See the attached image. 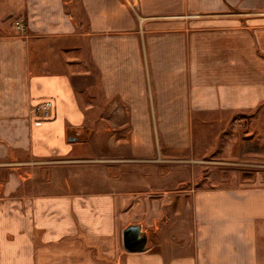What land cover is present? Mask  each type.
I'll list each match as a JSON object with an SVG mask.
<instances>
[{
    "label": "crops",
    "instance_id": "crops-1",
    "mask_svg": "<svg viewBox=\"0 0 264 264\" xmlns=\"http://www.w3.org/2000/svg\"><path fill=\"white\" fill-rule=\"evenodd\" d=\"M5 1L0 264H264V183L189 189L186 233L155 207L172 195L181 206L187 189L147 177L158 163L168 175L204 161L240 163L195 155V127L214 132L207 154H264V0ZM94 127L116 148L99 151L97 189L67 182L32 192L30 175L12 173L71 160ZM79 131L81 140L70 139ZM128 223H141L143 249L124 248Z\"/></svg>",
    "mask_w": 264,
    "mask_h": 264
},
{
    "label": "rangeland",
    "instance_id": "rangeland-1",
    "mask_svg": "<svg viewBox=\"0 0 264 264\" xmlns=\"http://www.w3.org/2000/svg\"><path fill=\"white\" fill-rule=\"evenodd\" d=\"M9 8L10 5L8 2L0 0V12H4ZM13 18H15L14 15L4 18L5 25L7 26L14 23ZM82 93L83 91L81 89H76L77 98L81 104L83 102ZM93 129L95 130V134L93 133L91 141H89V145H84L86 146L85 152H82L80 147H76V151L78 153L71 154L74 156L71 160L50 161L37 164L32 163L25 167L13 169L12 171L14 172L12 173H14L18 178H21L20 175H24L26 177L30 175L31 177L24 182L27 185L32 184L30 186L32 192L50 193L59 191L60 188L64 189L65 187L61 185L66 184L67 182H69L73 190L97 189L100 187V184H98L100 176L98 171L99 163L96 159L99 155H101L99 154V151L102 147H106L108 153H114L116 148L114 146L110 147V145L107 146L108 144L106 146L103 145L105 144L104 139L97 133V131H99V127H94ZM193 129L194 137L196 139L192 145V151L197 153L195 155L205 156L204 159L207 160H211V157H214V159H218V161L225 158H232L234 162L240 161V163L227 165L226 163L220 162L219 165H214L213 162L204 161L198 166L191 167L187 164V166L180 167L179 172L178 170L174 171L175 169H172V173L170 175H168V173L165 174L167 172V169H165L167 166L166 164H156L154 174L147 177L154 178V182L159 185L166 184V186L170 185V187L181 186L187 189L183 201L184 204L181 203V206L177 205L178 202L176 204L172 195V199L164 201L167 203L170 202V206H161L159 208L155 207L158 209L157 212L160 215L159 216L157 214V216H159L160 220H165V218H167V221H170L171 225L176 221L175 224L186 233L189 232L191 225L189 220L191 216V204L190 195H188L191 191L189 189L200 185H258L264 183V166L257 165L260 163L264 164V154H207L215 147L213 141L214 132H212L211 128L195 127ZM233 129L235 135L238 137L242 127L236 126ZM216 131L217 130H215V133H217ZM75 136L76 139H82L81 132L75 134ZM119 145L122 146H120V148L117 147V150L122 151V153L124 150H127V148L124 147L125 144ZM260 145H262V152H264V141ZM84 155H90L91 158L83 159ZM179 155L187 156V154ZM190 155L193 154H189V156ZM162 164L165 166L164 168H160ZM125 167L130 168L129 165H126ZM7 171L8 169L6 168L3 170L0 169V184L7 180ZM126 175H124V180L128 181L126 183H133L134 180L130 179V175ZM151 193L153 194V192ZM155 193H157V191ZM182 199L183 198H181V200Z\"/></svg>",
    "mask_w": 264,
    "mask_h": 264
},
{
    "label": "water",
    "instance_id": "water-1",
    "mask_svg": "<svg viewBox=\"0 0 264 264\" xmlns=\"http://www.w3.org/2000/svg\"><path fill=\"white\" fill-rule=\"evenodd\" d=\"M75 134L70 139H75ZM147 240L146 232L141 223H128L122 230V244L127 250L143 249Z\"/></svg>",
    "mask_w": 264,
    "mask_h": 264
},
{
    "label": "built area",
    "instance_id": "built-area-1",
    "mask_svg": "<svg viewBox=\"0 0 264 264\" xmlns=\"http://www.w3.org/2000/svg\"><path fill=\"white\" fill-rule=\"evenodd\" d=\"M49 106H50V102H49V101H45L43 105H41V106H36L35 109H40V108H41V109L45 110V108H47V107H49Z\"/></svg>",
    "mask_w": 264,
    "mask_h": 264
}]
</instances>
